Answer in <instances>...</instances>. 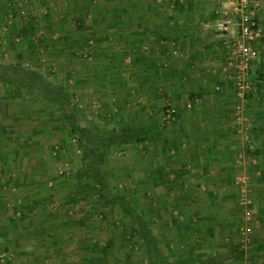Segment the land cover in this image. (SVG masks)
Wrapping results in <instances>:
<instances>
[{
  "label": "rangeland",
  "instance_id": "rangeland-1",
  "mask_svg": "<svg viewBox=\"0 0 264 264\" xmlns=\"http://www.w3.org/2000/svg\"><path fill=\"white\" fill-rule=\"evenodd\" d=\"M162 1L164 4L159 7L165 15L161 20L163 27L169 28L167 25L175 22L181 30H195L193 47H231L237 26L225 40L217 35L213 23L220 15L223 2L232 4L235 0ZM125 2L129 0H95L80 5V11L86 13L89 8L93 14L86 24L75 19L78 16H75L77 11L73 4L67 13L65 5L60 3L0 0V72H12L17 80L28 82L27 72L36 71L40 80L57 88L64 87L82 124L152 123L160 128L162 138L158 142L113 147L104 167L110 173L108 180L112 191L126 195L133 207L149 221L163 253L169 258L204 257L226 245L247 248L263 240L264 196L253 189L250 169L238 174L235 171L233 179L223 185L220 179L211 180L210 176L201 180L198 171L185 167L179 152L186 148L183 145L187 139L183 141L185 131L179 133V121L185 119L187 109H194L187 105L192 96L186 94L185 102L180 98L162 103L150 97L155 96L152 92L147 99L139 85L133 83L135 77L127 76L126 64L131 55L124 49L122 30L116 28L121 36L119 33L110 34L111 38L103 36L108 30L116 31L111 29L116 26L109 25L107 16L123 10L128 6ZM143 12H148L147 6ZM62 15L65 18L60 20ZM255 17L264 30V0L256 6ZM135 18L140 21L139 14ZM143 18L145 20V16ZM92 26L101 32L100 37L90 34ZM50 31L55 33L53 37L49 36ZM73 31L81 33L74 38ZM180 41L183 46L185 41ZM50 42L55 44L49 47ZM256 46L261 54V45ZM229 51L231 55V49ZM255 77L251 71L253 91L249 97L264 91V68ZM231 80L234 84L233 77ZM232 95L235 105V94ZM249 100L246 107L250 106ZM50 105L34 90L0 79V152L15 150L19 155L23 150L24 155H39L43 159L42 164L35 166L43 169L39 171L44 172L47 181L44 180L43 187L40 185L38 190L52 200L44 201L43 208L40 207L44 212H35L38 213L36 224L42 221L43 225L34 231L54 224V230L60 235L55 244L53 232L33 233L28 238L27 255L23 256L14 252L12 234L7 237L0 234V248L12 257L11 264L12 260L15 264H146L145 246L135 232L133 221L118 206L100 210L103 203L97 196L71 195L70 190L76 183L74 174L82 165L81 151L77 136L60 120L59 106ZM170 105H177L179 115L167 122L165 111ZM7 142L22 143L25 148H4L2 144ZM240 153L238 158L245 160V154L240 156ZM254 153L257 154V150ZM239 164L237 167L242 168ZM236 174L250 178L245 194L240 191ZM45 211L52 213L56 220L54 217L45 219ZM98 224L104 228L95 229ZM247 228L251 230L247 232ZM14 233L19 235L17 228ZM108 238L113 240L108 252L94 250L96 243L103 244ZM224 264L254 263L226 260Z\"/></svg>",
  "mask_w": 264,
  "mask_h": 264
},
{
  "label": "crops",
  "instance_id": "crops-1",
  "mask_svg": "<svg viewBox=\"0 0 264 264\" xmlns=\"http://www.w3.org/2000/svg\"><path fill=\"white\" fill-rule=\"evenodd\" d=\"M37 1L52 5L54 3L64 4L67 13L70 10V5L73 4L74 8L76 7L77 14L75 16L78 18L75 19L78 20V23L85 21L87 24L93 17V14L88 11L89 8L86 9V13L79 9L80 5L91 4V1L95 0ZM134 1L125 2L124 5L128 6L125 5L123 10L107 16L109 25L116 26L110 28L116 31L108 30L107 34L104 33L103 36L111 38L110 34L112 33L120 34L121 31H117L116 28L122 30L123 35L119 36L122 35L124 49L131 55L126 64V68L129 70L127 76L135 77L134 81L132 79L129 81L138 84L147 99L152 92L155 93V96L150 97L157 98L162 103L165 100L175 101L180 98H182L180 101L187 100L186 94L192 96L189 99L190 102L187 100V105L191 103L188 107L194 106V109H187L186 116H183L185 119L182 122L179 121L181 124L179 133L185 131L186 138L183 141L186 142L187 139V143L183 145L186 148H181L182 151L179 152V156L182 158L181 162L189 170L198 171L199 176L197 173L196 176L199 179L202 180L210 176L211 180L220 179L223 185L228 183L229 179H233L235 171L238 174L242 170L247 172L250 169L252 183H254L252 184L254 185L253 189L257 191L258 195L264 196V91L260 92L261 94L256 92L253 94L254 97H249V105H253V107L245 108L244 119L238 123L235 118L234 96L232 95L234 94V84L231 80L233 72L230 64L231 55H228L230 49L228 47L227 49L225 47H193L191 44L196 39L195 30H181L179 24L175 22L168 24L169 28L163 27L161 20L165 15L159 7L164 4L162 0ZM146 6L148 12L145 13L143 8L146 9ZM137 14L140 15V21L135 18ZM63 15L60 20H63L67 14ZM101 18L102 15L99 16V21ZM89 31H91V35L101 36V32H98L93 26ZM73 33L75 38L81 32L73 31ZM54 34L52 31L49 32L51 37ZM60 35L63 36L64 33H60ZM181 39L185 41L183 46H181ZM51 42L49 47L55 44ZM260 45L261 54L258 51V61L254 62L251 69L253 75H256L255 78L264 68V38ZM176 106L174 107L176 108ZM177 115H179L178 110ZM2 145L8 149L25 148L24 144L16 142H7L6 145L5 143ZM256 150L257 154L254 153ZM240 151L243 155L245 154L243 161L238 158ZM16 152L15 150L0 152V234H4L5 237L12 234L11 238L16 246L14 252L26 256L28 251L26 247H29L28 238L30 236L42 232H48L47 234L53 232L55 244H58L60 235L54 230L56 229L54 224L45 230L34 231L36 227L41 228L40 226L43 225L42 221L40 224H36L38 218L35 219V216L38 213L35 214V212L38 210L44 212L43 209L40 210V207L43 208L44 201L52 200L46 198L45 194L38 190L40 185H42L40 188L43 187L42 182L47 181L44 172L39 171L43 169L36 167L37 164L43 163V159L39 155H24L23 153L26 154V152L23 150L19 151V155ZM183 153L186 156H183ZM252 158L254 159L251 163L250 159ZM247 159H249L248 163ZM183 160L185 161L183 162ZM238 163L244 167H237ZM29 165H32L33 168ZM190 175L191 173H188V177ZM49 184L51 186L52 182ZM44 189L50 188L45 187ZM45 213L46 215H43L45 219L54 217L53 220H56L52 213L48 211ZM16 228L19 235L14 233ZM50 228L52 231H47ZM255 244L264 245V239ZM222 248L224 247L220 249ZM214 253L204 256L214 255ZM12 261V264H15L14 260ZM246 261L261 264L260 262H264V256L261 255L254 261Z\"/></svg>",
  "mask_w": 264,
  "mask_h": 264
},
{
  "label": "trees",
  "instance_id": "trees-1",
  "mask_svg": "<svg viewBox=\"0 0 264 264\" xmlns=\"http://www.w3.org/2000/svg\"><path fill=\"white\" fill-rule=\"evenodd\" d=\"M10 68L13 70L14 67L10 66ZM11 73L0 72V79L26 86L43 96L44 101L51 104L50 106H59V110H61L60 120L64 127L77 136L82 165L74 174L76 183L70 190L71 195L87 198L97 196L103 203L100 210H108L109 206L112 205L118 206L133 221L135 232L145 246L146 264H222L226 260L233 262L254 261L255 258L261 255L264 256V245L262 244H253L247 248L230 244L214 253V255L197 258H169L163 253L149 221L144 219L143 215L133 207L126 195H119L112 191L108 180L110 173L104 167L108 163V157L113 147L143 142H158L162 138L160 128L152 123L102 126L92 122L82 124L81 118L72 104L71 96L64 92V87H58V89L54 84L40 80V75L36 71L27 72L28 82L17 80L15 75ZM94 227L98 230L104 228L100 224ZM112 242L113 240L108 238L103 244L96 243L94 250L108 252Z\"/></svg>",
  "mask_w": 264,
  "mask_h": 264
},
{
  "label": "built area",
  "instance_id": "built-area-1",
  "mask_svg": "<svg viewBox=\"0 0 264 264\" xmlns=\"http://www.w3.org/2000/svg\"><path fill=\"white\" fill-rule=\"evenodd\" d=\"M259 5L260 0H235L232 4H229V1H224L220 15L213 23L217 35L225 40L229 38L232 29L237 26L236 35L234 38L232 37V44L229 49H231L230 64L232 65L236 99L234 110L238 123H241L244 119L246 103L253 91L250 70L259 56L258 47H254V45H260L262 38H264V30L255 17V9ZM190 104L188 105L190 106ZM176 114V108L171 105L168 106L165 111L166 121L174 120ZM236 180L240 185V191L245 194L249 189V176L237 175ZM244 203L246 202L244 201ZM250 230V228H247V232ZM10 262L9 253L0 248V264H11Z\"/></svg>",
  "mask_w": 264,
  "mask_h": 264
}]
</instances>
